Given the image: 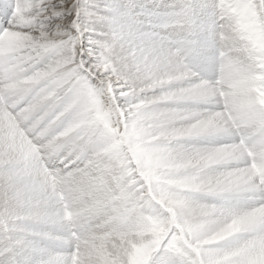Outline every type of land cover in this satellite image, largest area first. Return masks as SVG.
<instances>
[{"label":"clouds","instance_id":"clouds-1","mask_svg":"<svg viewBox=\"0 0 264 264\" xmlns=\"http://www.w3.org/2000/svg\"><path fill=\"white\" fill-rule=\"evenodd\" d=\"M209 5L199 63L124 16L91 56L39 14L0 32V215L30 264H264V0Z\"/></svg>","mask_w":264,"mask_h":264},{"label":"snow or ice","instance_id":"snow-or-ice-1","mask_svg":"<svg viewBox=\"0 0 264 264\" xmlns=\"http://www.w3.org/2000/svg\"><path fill=\"white\" fill-rule=\"evenodd\" d=\"M209 12V0H104L103 4L99 0H0V32L21 22L34 23V16L39 14L47 18L49 25H59L75 33L74 39L78 37L91 56L98 54L94 46L99 45L97 37L103 35L99 26L106 20L124 16L131 26H147L143 39H170L188 54L192 63H199L206 58L213 43L204 24ZM134 35L129 30V36ZM169 261V249H162L154 258V264H169ZM0 264H30L23 241L15 237L9 220L2 215ZM47 264H64L63 256L50 251Z\"/></svg>","mask_w":264,"mask_h":264}]
</instances>
